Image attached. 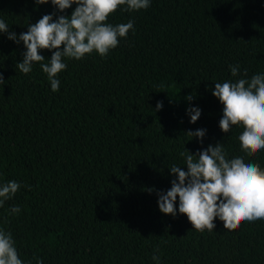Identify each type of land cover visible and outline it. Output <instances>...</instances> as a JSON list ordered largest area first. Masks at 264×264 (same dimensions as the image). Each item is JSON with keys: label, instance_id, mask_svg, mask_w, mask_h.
<instances>
[{"label": "trees", "instance_id": "1", "mask_svg": "<svg viewBox=\"0 0 264 264\" xmlns=\"http://www.w3.org/2000/svg\"><path fill=\"white\" fill-rule=\"evenodd\" d=\"M53 10L0 0L17 34ZM129 18L135 32L105 57L67 58L55 92L39 62L27 74L16 69L23 43L0 33V178L22 185L0 208V226L32 264H153L157 247L161 264H264V219L229 228L217 216L199 231L185 214L160 212L148 191L171 186L168 165L182 164L184 147L221 141L229 154L243 151V125L220 130L223 105L211 89L236 79L229 64L248 75L264 68V0H152L139 11L117 8L109 22ZM190 104L202 109L194 123ZM197 128L207 130L203 143L186 133ZM246 156L264 166V150ZM12 204L19 215L6 213Z\"/></svg>", "mask_w": 264, "mask_h": 264}, {"label": "clouds", "instance_id": "2", "mask_svg": "<svg viewBox=\"0 0 264 264\" xmlns=\"http://www.w3.org/2000/svg\"><path fill=\"white\" fill-rule=\"evenodd\" d=\"M36 5L50 3L54 10L43 14L35 23L27 24V31L17 34L10 31V24L0 17V33L14 43H23L22 60L15 65L22 73H30L36 62L46 74L53 92L58 91V73L66 69V59L80 60L86 54L96 52L105 57L116 48L121 38L128 36L129 30L135 32L134 21L111 23L109 15L117 8L121 12L147 9L152 0H34ZM72 8L71 13L64 10ZM47 49L50 57L45 58L40 50ZM230 73L236 79L214 81L212 95L223 105L218 127L228 132L234 124H242L239 130L241 152L229 154L218 141L198 149L195 153L184 150L179 153L182 164L168 165L169 173L174 174L167 190L154 187L157 206L160 212L176 216L185 214L192 229L203 231L211 229L216 217L232 228L241 221L264 219V166L249 159L247 154L264 150V68H257L248 75V69H241L239 62L229 64ZM243 71L244 74H239ZM0 73V84H4ZM188 100L192 96H187ZM163 102L157 100L159 110ZM202 109L195 104L186 107L189 123H194ZM205 128L188 129L186 133L203 143ZM182 165L186 166V170ZM15 179L7 181L0 178V208L12 199L21 188ZM30 187V185H24ZM8 215H19L21 206L12 204L7 208ZM153 264H161L159 248L153 252ZM35 264H43L40 257H34ZM0 264H32V260L21 258L11 231L0 226Z\"/></svg>", "mask_w": 264, "mask_h": 264}]
</instances>
